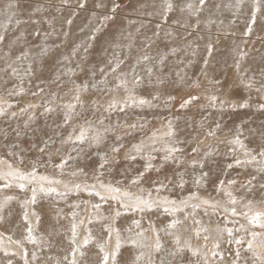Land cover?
Segmentation results:
<instances>
[{
    "label": "rangeland",
    "instance_id": "1",
    "mask_svg": "<svg viewBox=\"0 0 264 264\" xmlns=\"http://www.w3.org/2000/svg\"><path fill=\"white\" fill-rule=\"evenodd\" d=\"M7 2L8 0H0V9H3ZM13 2L16 5L13 9L16 12V16L13 17L11 23H8L7 14L0 11V32L5 35V40L0 42V100L5 102L3 104L5 115L0 116V155L5 153L8 157H15V161L18 163L22 159L23 162H20L22 168L14 161L13 164L23 171H30L35 165L38 174L56 177L65 181L75 180L78 183L93 184L97 183L93 179V173L100 171V153H108L109 163L102 170L105 174L101 177V180L106 183L111 182L113 186L122 189L127 188L133 193H136L138 188L142 187L145 190V195L151 191L153 198H156L155 189L161 183L165 187L161 189L160 195H167L170 199L186 197L190 192L197 191V186L194 184L195 178L202 172H207L206 180L199 186V195L202 198L214 199L213 203L216 200L219 201L220 205H222L220 207H233L229 203V198L225 192L223 190L217 191L219 182L223 180L225 181V187L237 198L235 208L240 215L232 216L230 213L218 211L213 213L211 210L209 213L217 216V218L207 220L214 227L212 228L213 231H211V226L204 224V222L200 224L194 223L190 217L191 215H188L191 212L189 208V210L186 209L184 212L176 214V218L184 222L171 231L175 235L180 236V243L182 241L184 243L185 238L190 240L191 230L194 229L192 238L195 237L193 241L196 244L193 248L200 247L201 251H205L202 248L205 243L203 239L205 235L210 237L207 243L210 244V249H212L214 241L219 238L218 226L220 228L232 227L234 235L237 236L246 235L245 233L235 232V229L240 224L247 225V221L242 215L243 213L264 211V188L260 187L261 184H264V173L256 172L252 165L242 164L237 166L235 164L236 156L228 153V149L232 146L227 141L233 137L239 127L242 133L241 139L244 140L249 149L258 152L261 147H264V110L256 107L259 103H264V100L261 99L260 93L255 90L249 92L240 84L232 65L236 59L234 49L236 45H241L243 51L247 53L241 62L242 69L247 68L249 76H255L257 81L261 80L260 73L264 71V11L258 14L257 22L253 25V32L247 38L248 42L243 44L242 33L245 31L246 23L250 18L252 0H243L239 10L235 7L236 0H208L207 6L200 13L201 25L198 32L199 35L203 36V39H200L196 32H193L188 37V40L194 41L193 48H196V55L192 56L191 49L186 48L187 42L183 39L185 30L179 25L173 24L175 20H179L181 23L186 20L190 24L195 23V18L190 17L187 10L184 12L180 11V8L185 7L190 0H172L174 8L168 13L166 22L162 19L165 8L164 0H126L116 10L115 19L105 22L103 26L100 25V18L103 15L110 14L113 0H13ZM81 2L85 5L83 8L79 6ZM191 2L198 3V0H191ZM97 3L102 4L103 7H96ZM217 4L220 5L218 9L216 8ZM228 5H232V7H228ZM37 8L40 11H35ZM16 19L29 22L16 25ZM208 19L215 20L217 23L205 27L204 22ZM32 20H37L39 23L34 24L31 22ZM68 20L72 21L71 24L67 23ZM221 20L223 25L219 24ZM232 21H235V23H231ZM157 24L160 25L159 29L156 28ZM98 26L101 27V30L96 33V39L89 41L88 38L92 34L93 28ZM37 29L41 32L40 36L33 35ZM157 30L160 33L159 37L153 35ZM218 30L222 34L219 36V42L217 43L216 34ZM166 32H172L173 35L166 36ZM65 33H67L66 36ZM129 33L132 34L131 37H128ZM209 33H211L214 51L211 57L208 58L209 64L205 70L207 72L205 76L201 70L203 68V60L207 56L205 45L208 41ZM223 33H235V36L224 35ZM85 42L91 43V47L88 49L86 58H83L84 60L82 57L85 54L81 48L70 64L63 62L62 58L71 56L72 50L76 45ZM129 43L132 45L130 49L124 47ZM115 44L121 45V48L116 49L120 52L121 58L127 56L125 65L122 66L124 70L134 62L136 57L142 55L145 51L153 57L166 55L167 58L163 69L164 83L157 85L154 76L153 84L150 85L145 76L143 84L136 89L135 93L137 97L149 100L152 99L154 94L159 93L160 99L153 101L155 106H129L123 112L117 109L110 114L103 113L102 110L94 112L89 103L91 100L96 99L106 104L112 96H115L118 101H123L127 94L123 89L107 95L90 89L88 93L82 96L85 101V108L83 110L77 109L78 112H81V115L74 117L71 123H83L84 120L91 119L97 128H101L102 126L97 124L96 121L103 115L105 125L111 124L115 131L108 133L106 139L99 147H93L85 143L77 145L76 150H73L71 144H61V140L68 135L71 129L70 126L58 127V125L63 123V112L59 108L50 114L44 115L41 114L43 112L42 107L36 108L34 110L35 119L29 122L28 127H25V121L28 120V116L32 114L33 110L21 113V108L26 107L28 104H43L45 100L50 99L51 92H58L61 96H64L65 101L71 99V94L64 95L71 87V81L68 76L61 77L63 86L60 88H57L56 84L51 83L55 79V74L58 70L71 66L76 69V74L71 77V80L82 83L87 79L91 83L90 69H93L96 70L95 79L99 80L100 73L98 69L101 65H107L108 59L112 57L113 45ZM146 44H150V47L146 48ZM44 47L47 48V53L43 56L38 55ZM172 47L179 49L175 55L170 53ZM25 50L33 54L30 53L29 56V60L31 59L32 61L33 75L31 77L24 75L27 68L24 63L28 64L27 60L13 65L19 69L21 76H23L22 86L24 92L20 93L21 80L11 75V69H8V71H4V69L8 64L13 63L20 52ZM188 60L192 61L190 66H186ZM180 61L185 63H180ZM77 63L81 65L82 70L76 68ZM181 69H183L181 75L186 74L183 82L176 76V72ZM141 74L144 75V73ZM197 79L200 86L189 87L192 81ZM214 80H221L222 84L217 86L209 83V81ZM109 82L110 84L115 83L112 77H109ZM217 87L221 90L216 91ZM39 88H44V93L33 96L32 93L38 92ZM10 92H12L11 95L9 94ZM212 94L217 95L226 102L235 101L237 104L251 96L250 107L236 110L225 108L223 111L220 110L218 105L216 108H212L209 106V101L205 99V96ZM169 95L174 96L176 99L166 106L164 101ZM190 95H198L200 99L193 101L186 108L180 109V103ZM59 103L58 99L56 104ZM8 104H11L12 107L9 108ZM202 105L203 107H201ZM12 112L17 113L16 117H12ZM169 120L172 121L176 132L175 139L183 141V143L178 145V147L183 149L182 153L177 154L183 158V162L179 166L176 163L162 159L165 155V148L164 144L159 142L155 145L159 150L150 153L155 157L151 161L153 167L150 170L145 171V165L149 163L146 159L137 158L134 161L125 159V154L129 151L132 144L139 143L142 138L145 140L146 145H151L149 137H151L152 132L161 128L166 131V125ZM117 123H119V127H116ZM216 123L221 125L220 129L217 130L216 136L205 138V131L209 128H215ZM131 124H137L138 126L145 124V127L143 129L125 127V125ZM194 134L197 139L192 141L191 138ZM117 135H121L123 139L117 141ZM161 135V133H157L158 138ZM49 138L54 140L55 143H50L45 152H40V148L44 147V141ZM163 139L167 140L168 138L164 137ZM201 140H203V143H200ZM114 143L124 144V148L116 154L115 159L112 158L110 152ZM196 144H199L200 152L192 154L191 148ZM209 149H211V154L204 157V152L209 151ZM146 151H148L147 148ZM49 153H51V159H49ZM66 154H70L72 159L68 160L63 175H61V170L54 167V165L59 164L61 158ZM237 156L243 159L242 153L237 152ZM3 158L6 159L5 156ZM202 158L204 162L203 169L199 168V166L193 169L188 163L192 159L200 160ZM229 163L233 164L231 169L227 168ZM77 169H82L84 174L75 178L71 177L70 173ZM140 172L145 173L140 184H132L133 178ZM252 176L256 177L252 184L242 187L241 185L246 184ZM181 178L185 182L183 189L178 187ZM232 179H235L237 183L229 187L227 181ZM13 185L18 187L15 183ZM0 186L2 185L0 184ZM29 186H27L26 190L13 191L6 187L4 189L0 187V201H3L7 195L14 196V199L8 201L3 212L0 213L3 216L0 224L2 223L1 226L5 231L11 233L13 232L12 230H15L14 227L17 228V224L24 222L22 218L23 210L19 205L24 199L31 196V191L28 189ZM169 189L171 191H168ZM10 192H13L14 195ZM95 197L94 194L89 195L88 192L83 190L79 193H69L66 199H60L55 195L38 197L37 204L30 206V208L34 207L39 213L40 222L47 221L49 224L43 229L40 228V222L38 225L36 223L33 225L34 235L37 237L43 236L47 241L46 245L41 247L27 241L24 243V247L29 253V259H31L32 251L37 252L38 260L33 261V264H56L57 260H62L70 248L68 237L70 235V214L73 210L79 211L81 217H86L85 223L87 224V216L89 217L92 213L91 206L93 204L100 203L99 211L103 215L114 214V210L119 207L116 201L108 200L105 202L100 200L99 197ZM85 201L89 203L85 204ZM248 201L253 202L251 209L246 207ZM76 204L80 205L79 209H74L73 206ZM13 206L14 210H18L19 214H17V217H13L14 214L9 213L12 211ZM45 210L49 211L44 215ZM196 214H199V212H195ZM120 219L127 220V222ZM120 219L118 218L116 226L122 230L125 236L127 233L124 230L130 226L133 227L134 231H137L131 221L133 219H141L142 228L148 229L144 233V237L141 238L146 245L144 251L151 252L152 260L156 261L153 264H160L161 260H163L164 264H196L198 257L193 256L188 250L177 251V246L174 243L175 235H168L166 231L162 230L167 228L173 217L164 213L161 209H155L144 214L128 212L122 215ZM149 220L154 222L158 230H161L159 235L162 248L159 252L154 251L155 241L152 243L146 242V235L153 232L149 227ZM233 221H236V223L234 224ZM26 227L27 225L21 226L20 231L25 232L23 236H17L13 232L11 237L14 240L23 239L26 235ZM88 227L92 228L93 236L95 235L97 238L106 236L101 223L94 221ZM249 227L248 225L246 226V228ZM205 228L208 229L207 232L203 231ZM196 229H201L199 240L196 238ZM255 230L260 231L258 228ZM78 232L79 238H82L85 235L84 226H81ZM99 232L100 234L97 236ZM153 234L155 233L153 232ZM224 238H227L226 233H224ZM250 238V236H246V239ZM114 242L113 237L112 244ZM183 243H181V246H183ZM8 245L9 247L12 246L11 243ZM235 247L234 244L228 245L224 243L223 239L221 240V251L224 252V255H230L231 251L234 253ZM14 249L10 248L9 251L0 250L2 251L0 252V264H23L21 249H16L15 247ZM84 250L86 256L81 261V264H94V261L99 258L95 244H90ZM139 251L141 250L126 244L121 249L118 257L120 264H132ZM173 253L176 254L173 255ZM242 254L248 256V253ZM141 264H143V261H141Z\"/></svg>",
    "mask_w": 264,
    "mask_h": 264
},
{
    "label": "snow or ice",
    "instance_id": "2",
    "mask_svg": "<svg viewBox=\"0 0 264 264\" xmlns=\"http://www.w3.org/2000/svg\"><path fill=\"white\" fill-rule=\"evenodd\" d=\"M165 8L162 19L167 21L168 13H170L174 5L172 0H164ZM243 0H236L235 7L237 10L241 8ZM208 0H198V3L188 2L185 7H181L180 11L184 12L187 10L190 17L195 18V23L190 24L187 20L181 23L179 20L173 21V24H177L185 30V36L183 39L187 42L186 48L191 49V55H196V48H193L194 41L188 40V37L196 32L200 39H203L202 35H199L198 29L201 25L200 20V13L204 10L207 6ZM13 0H8L5 4L3 9L0 11L7 14L8 23L12 22L13 17L16 16V12L13 11L14 7ZM83 8L85 5L83 2L79 5ZM96 7H103L102 4L97 3ZM120 7V4L113 0L112 8L110 9V14L103 15L100 18V25L103 26L105 22L115 19L116 10ZM220 7L219 4L216 5L218 9ZM228 7H232V5H228ZM35 11H40L37 8ZM264 11V0H252L251 2V11H250V18L246 23V29L242 33V43L246 44L247 38L251 36L253 32V25L257 22V17L259 13ZM95 15V14H94ZM29 21H21L20 19H16V25H20L21 23H28ZM34 24H38L39 21L32 20ZM47 22V21H46ZM71 20H68L67 23L71 24ZM217 23L215 20L208 19L204 22L205 27H209L212 24ZM231 23H235L232 21ZM220 25H223V21H219ZM6 27V25H4ZM156 28L159 29L160 25L157 24ZM101 27H95L92 30V34L89 36V41H94L96 39V33L100 32ZM139 31V29H137ZM222 33L218 30L217 32V43L219 42V36ZM224 35H232L235 36V33H223ZM33 35L40 36L41 32L37 29ZM47 35V33H45ZM67 33H65V36ZM131 33L128 34V37H131ZM154 36L159 37L160 33L157 30L153 33ZM166 36H172V32H166ZM5 40V35L0 32V42ZM91 47V43L85 42L79 45H76L73 48L71 56H64L62 58L63 62L70 64L71 60L75 58L78 54V51L82 48L85 54L83 58H86V54L88 49ZM124 47L131 48L132 45L129 43ZM145 47H150V44H146ZM207 56L203 60V68L202 74L207 75L205 71L209 64V57H211L212 52L214 51V45L211 39V33H209L208 41L205 45ZM121 48V45L115 44L113 45V54L112 57L108 59L107 65H101L98 69L100 73V79L96 80V70L90 69V76H91V83L89 80H84L82 83H78L75 80H71V77L76 74V69L72 68L71 66L65 67L62 70H58L55 74V79L51 81L57 85V88L63 86V82L61 80L62 76H68L71 81V87L68 89V92L64 93L65 96L71 94V99L65 101L64 96H61L58 92H51L50 99L44 101L43 104H28L26 107L20 109L21 113H27L29 110H33L32 114L28 116V120L25 121V127L29 126V122L35 119L34 110L36 108H43L42 115L50 114L59 108L63 112V123L58 125V127H68L70 126V131L68 135L61 140V144H71L73 146V150H76L77 145H83L88 143L90 146L99 147L101 143L106 139V136L110 132H114V127L109 124L105 125V118L103 115L96 121L97 124L101 125V128H97L91 119L84 120L83 123L72 124L74 117H79L81 112H78L77 109L83 110L85 108V101L82 99V96L89 92L91 89L92 91L102 92L103 94L107 95L110 93L118 92L120 89L127 94L123 101H118L115 96L106 103L103 104L100 101L93 99L89 103L92 106L94 112H100L102 110L103 113L110 114L114 110H119L123 112L129 106H145L153 107V101L159 100L160 95L156 93L152 96V99H146L143 97L136 96V89L141 86L145 80V76L147 77L148 83L151 85L153 84V77L155 76V83L157 85H162L164 83V65L166 61V55L153 57L150 56L147 51H145L142 55L135 58L134 62L128 66L126 70L122 68L125 65L127 56L121 58V54L116 49ZM198 48V46H197ZM179 51L178 48L172 47L170 49V53L175 55ZM236 53V59L234 60V64L232 65L237 73L239 78L240 84L244 86V88L251 92L255 90L256 92L261 94V99L264 100V71H261L260 76L261 80L257 81L255 76L248 75V69H242L241 62L244 60L247 53L243 51L241 45H236L234 49ZM47 53V48L44 47L41 49V52L38 55H45ZM30 52L28 50L20 52L13 61L12 64H8L4 71H8L11 69V75L17 77L21 80V86L19 89L20 93L24 92V88L22 86L23 83V76H21L20 71L17 67L13 65L17 62L28 61L27 68L24 72L25 76L31 77L33 75L32 71V61L29 60ZM180 63H185L184 61H180ZM192 64L191 60L186 62V66H190ZM77 69H81V65L77 63ZM183 69L176 72V76L179 78L181 82H183L186 78L185 75H181ZM141 73H144L142 75ZM109 77L115 81L114 84H110ZM190 79V78H188ZM214 85L219 86L222 84L221 80H214L209 81ZM199 80H193L189 87H199ZM221 89L217 87L216 91H220ZM45 91L44 88H39L38 92H33L32 95L36 96L38 94H43ZM10 95L12 92L9 93ZM59 99L60 103L56 104L57 100ZM174 96H167L166 100L164 101L165 105H169L171 101L175 100ZM200 96L198 95H190L187 99H184L180 105V109L186 108L189 104L193 101L199 100ZM205 99L209 101V106L212 108H216L217 105L219 106L220 110L223 111L225 108H231L236 110L238 108H248L250 107V100L251 96L248 99H245L241 103L237 104L235 101L233 102H226L224 99H221L215 94L210 96H205ZM5 102L0 100V116L5 115V108L3 104ZM55 105V106H54ZM8 107H12L11 104H8ZM203 107V105L201 106ZM256 107L260 110H264V103H259ZM12 117H16L17 113L12 112ZM119 123H117L116 127H119ZM127 128L136 129L139 127L143 129L145 124H131L125 125ZM203 127V125H201ZM221 125L216 123L215 128H209L205 131L204 135L205 138L214 137L217 134V130H219ZM167 130L164 131L163 128L156 129L152 132L151 137V145H146L145 140L142 138L139 143L132 144L129 151L125 154V159L127 160H136L137 158L146 159L149 161L145 165V171L150 170L153 166L151 161L155 159L150 153L158 151L155 145L159 142L164 144L165 148V155L163 156L164 161H171L176 163L178 166L180 163L183 162L182 156L177 155L178 153H182L183 149L178 147L180 143L183 141L176 140V132L173 127V123L171 120L168 121L166 125ZM161 133L162 135L158 138L157 133ZM241 131L239 127L237 131L233 135L231 139L227 141L230 147L228 149V153L236 156L235 164L239 165H252L254 170L259 173H264V147H261L259 151H255L253 149H249L245 144L244 140L241 139ZM167 137L168 139H163ZM123 137L121 135L116 136L117 141H121ZM197 136L194 134L191 138L192 141H195ZM50 143H55L54 140L49 138L48 140L44 141V147L40 148V152H45L46 148ZM203 143V140L200 141ZM124 148L123 143H114L111 146L110 152L113 159H115L116 154H118L121 149ZM146 148L148 151H146ZM218 150V149H217ZM59 151V149H57ZM192 154H196L200 152L199 144H196L194 147L191 148ZM237 152L242 153L243 159L240 156H237ZM211 154V149L209 151L204 152V157H207ZM11 155V153H10ZM49 159H51V153H49ZM72 159L70 154H66L64 157L61 158V162L54 167L59 168L61 170V175H63V171L65 165L68 163V160ZM100 160L101 163L99 164L100 171L93 173V179L97 183L88 184V183H78L75 180L72 181H65L63 179H58L56 177H51L48 175L38 174L36 166L34 165L30 171H23L18 167H14L13 162H10L3 157H0V181H4L3 187H11L13 183L17 184V186L21 190H26L27 186L30 185L31 196L29 198L24 199L21 202V208L23 210L22 218L27 225L26 227V235L23 239L13 240L11 236L8 237L10 241L17 245L21 249V258L23 260V264H33V261L38 260V255L36 251H32L31 259H29L28 250L24 247L25 241L31 243L36 246L43 247L47 244V241L43 236L37 237L34 235V228L32 225L31 220L29 219L30 215L35 217L36 224L38 225L40 222V215L35 210L34 207L30 209V206H34L37 204L38 197H49L55 195L60 199H66L69 193L77 192L79 193L81 190L88 192L89 195H95L99 197L102 201L107 202L108 200L116 201L119 205L118 208L114 210V214L110 215H102L99 211L100 204H93L92 205V213L87 218V224L85 223V218L80 216V212L77 210H73L70 214L71 221H70V235L68 237V242L70 248L63 256L62 260H57L56 264H81V261L86 256V249L90 244L94 243L95 247L98 249V260L94 261V264H120L118 257L121 253V249L126 245L130 244L133 248L140 249L139 254L135 256L132 264H153L152 254L150 251L146 252L144 249L146 245L142 242V237L144 233L148 229L142 228L141 219H133L131 224L135 226L137 231L133 230V227H128L124 230L127 233L125 236L122 233V230L116 226V221L122 215L127 214L128 212H138L144 214L146 212H151L155 209H161L164 213L173 217L171 222L167 225L166 229H162L166 231L168 235H175V233L171 230H174L178 227V225L182 224L183 221L176 218V214L180 212H184L186 209H191V212L188 215H195L197 209H199L202 205L210 206L212 208L213 213L217 211V208L220 206V202L216 201L215 203L212 202L210 199L201 198L199 196V186L206 180L208 176L207 172H202L199 176H197L194 180V184L197 186V191L190 192L186 197H182L180 199L169 198L167 195H160L161 189L165 187L163 183L160 184L159 187L155 189L156 191V198H153V194L151 191L145 195V190L142 187L138 188L136 193L129 191L127 188L121 189L120 187L113 186L111 182L104 183L101 180V177L104 176V171H102L105 166L109 163V154L108 153H100ZM23 162L22 159L20 161ZM189 165L195 169L197 166L203 169L204 162L203 158L200 160L192 159L189 162ZM233 167L232 163L227 164V168L231 169ZM159 170V169H157ZM82 169L73 170L70 175L71 177L75 178L79 175H83ZM144 172H140L137 174L136 177L133 178L132 184L139 185L141 179L144 176ZM256 177L252 176L246 184H242V187H247L252 184V181L255 180ZM170 182V181H169ZM184 180L181 178L179 181L178 187L183 189L184 187ZM237 181L235 179L228 180L227 185L230 187L235 185ZM260 187L264 188V184H261ZM62 189V190H61ZM223 190L225 194L229 198V203L233 205V207L228 208L224 207L223 210L225 213H230L232 216L240 215L237 213L235 205L237 203V198L233 196L232 192L225 187V181L221 180L219 182V186L217 191ZM168 191H171L170 189ZM209 195H211L209 193ZM14 197L7 196L4 198L3 201H0V213L3 212L5 204L8 201L13 200ZM193 200H199V203H191ZM85 204L89 203L88 201L84 202ZM74 209H79L80 205L76 204L73 206ZM246 207L251 209L253 207V202L248 201ZM204 212L207 215L208 208H204ZM246 221L247 225L250 226L246 228L245 224H240L238 228L235 229V232L245 233L246 235H234V229L232 227H225L220 228L217 227V232L219 234V238H217L213 245L212 249L208 251H201L200 247L193 248L189 241H185L183 246L180 243V236L175 235L174 243L177 246V251L183 252L184 250H188L191 254L195 257H198L196 264H225V256L224 252L221 251V240H224V243L228 245H235L234 256L229 255V264H264V211H256L254 213L245 212L242 214ZM3 219V216L0 215V220ZM101 223L103 232L106 233V236H101L97 238L93 236V230L88 225H91L93 222ZM196 224H200V220L194 221ZM235 224L236 221H233ZM149 227L155 233V245L154 251L159 252L162 248L161 240L159 231L154 222L149 220L148 221ZM84 226L85 235H83L82 239L79 238L78 229ZM260 229V231H256L255 229ZM204 232H207L208 229H203ZM224 233L227 234V238H224ZM196 238L197 240L200 239L201 229H196ZM3 234L0 233V236ZM246 236H250V239H246ZM114 237V244H112V240ZM205 243L202 245L203 249H208L207 241L210 239L208 235L203 237ZM209 251L211 255H209ZM242 253H248V256H244ZM15 254V253H14ZM176 253H173L175 255ZM160 264H164L163 260L160 261Z\"/></svg>",
    "mask_w": 264,
    "mask_h": 264
},
{
    "label": "bare ground",
    "instance_id": "3",
    "mask_svg": "<svg viewBox=\"0 0 264 264\" xmlns=\"http://www.w3.org/2000/svg\"><path fill=\"white\" fill-rule=\"evenodd\" d=\"M36 1V0H35ZM40 1V0H39ZM47 2V1H46ZM116 2H118L120 5L121 4H124L125 2H126V0H116ZM39 4V3H38ZM46 4V3H45ZM134 15V14H133ZM135 16V15H134ZM31 53V52H30ZM32 54V53H31ZM33 55V54H32ZM31 60V59H30ZM84 60V59H83ZM82 60V61H83ZM25 65H27L26 63H24ZM149 132H151V131H149ZM151 141V140H150ZM150 143V142H149ZM148 143V144H149ZM3 156H5V158L6 157H8V156H6V154L5 153H3V154H1L0 155V157H3ZM8 161H10V162H16V163H18L17 161H15V157H8V158H6ZM17 165H19L20 166V168H22L21 167V164H20V162L17 164ZM14 167H15V165H14ZM103 182H104V180H103ZM104 183H106V182H104ZM0 184L3 186V184H4V181L2 182V181H0ZM2 186H0L1 188H5V187H2ZM30 187L31 186H29L28 187V189H30ZM0 188V189H1ZM6 188H8V189H10V190H19L20 188L19 187H16V186H14V185H12L11 187H6ZM122 189V188H121ZM10 193H13V192H10ZM13 195H14V193H13ZM6 196V195H5ZM8 196V195H7ZM200 197H201V195H199ZM2 197H3V194H2ZM14 197V196H13ZM97 197V196H96ZM95 197V198H96ZM216 197V196H215ZM82 198V197H81ZM170 198V197H169ZM202 198V197H201ZM2 199V198H1ZM19 199V198H18ZM75 199V198H74ZM83 199V198H82ZM90 199V198H89ZM99 199V198H98ZM85 200V199H84ZM101 200V199H100ZM214 201V199L212 200V202ZM217 201V200H216ZM16 202V201H15ZM10 203V202H9ZM191 203H199V200H193V201H191ZM84 204V203H83ZM92 204V203H91ZM100 204V203H99ZM39 205V204H38ZM70 205V204H69ZM16 206V205H15ZM19 206H21V205H19ZM220 206H222V205H220ZM218 207L217 208V211L218 212H223V213H225L224 212V210H223V208L224 207ZM92 207V206H91ZM205 207H207L208 208V213H207V215L205 214V212H204V208ZM45 208V207H44ZM31 209V208H30ZM10 210H11V207H10ZM100 210V209H99ZM189 210V209H188ZM191 210V209H190ZM212 210V208L211 207H208V206H205V205H202L199 209H197L196 210V212L198 211L199 212V214H196V215H191L190 217L193 219V221H195V220H200L201 222H204V224H207V225H209V226H211V228H210V230L211 231H213L212 230V228H214L213 227V225H212V223L211 222H208L207 220H210V219H214V218H217V216H216V214H210L209 212ZM49 210H45L44 211V215L45 214H47V212H48ZM154 211V210H153ZM113 212V211H112ZM9 213H13L14 214V216L13 217H17L18 215L17 214H19L18 213V210H14V206H13V209H12V211L11 212H9ZM102 213V212H101ZM104 213V212H103ZM113 214V213H112ZM103 215V214H102ZM105 215V214H104ZM108 215V214H107ZM131 216V215H130ZM129 216V217H130ZM182 217V216H181ZM189 217V218H190ZM11 218V217H10ZM9 218V219H10ZM19 218V217H18ZM87 218H88V216H87ZM128 218V217H127ZM187 218V217H186ZM185 218V219H186ZM29 219L31 220V222H32V225H34L35 223H36V221H35V217H33V216H31L30 215V217H29ZM85 219H86V217H85ZM120 219V218H119ZM222 219V218H221ZM20 220V219H19ZM121 220V219H120ZM122 220H124V219H122ZM121 220V221H122ZM188 220V219H187ZM11 221H13L12 219H11ZM189 221V220H188ZM118 221H116V223H117ZM124 222H127V220L125 221L124 220ZM184 222V221H183ZM13 223V222H12ZM17 223V222H16ZM157 223V222H156ZM195 223V222H194ZM2 224V223H1ZM1 224H0V233H2L3 235L2 236H0V250L1 249H4V250H6V251H9L10 250V248H13V250H15L14 249V247L16 248V249H19V247H17V245L16 244H14L12 241H10L9 239H8V237L9 236H13V232H14V234L15 235H21V236H23L24 234H25V232H23V231H20L21 230V226L22 225H24V226H26V224L24 223V222H21V223H19V224H17V228L16 227H14L15 228V230H12L13 232H8V231H5L4 230V228L1 226ZM13 224H15V223H13ZM47 224H49V223H47V221H42V222H40V228L41 229H43ZM100 224V223H99ZM196 224V223H195ZM217 224V223H216ZM98 225V224H97ZM124 225V224H123ZM158 225V224H157ZM193 225V224H192ZM121 226V225H120ZM143 226V225H142ZM247 226V225H246ZM55 227V226H54ZM196 227V226H195ZM45 230V229H44ZM194 230V229H193ZM193 230H191V234L193 235ZM83 231V230H82ZM46 232V231H45ZM50 232V231H49ZM188 232V231H187ZM47 233V232H46ZM184 233V232H183ZM99 234H100V232L97 234V236H99ZM192 235L190 236V240H187V238H185V241H189L190 243H191V245H192V247H194V245L196 244H194V241H193V238H195V237H193L192 238ZM212 235H214V234H212ZM95 236V235H94ZM147 241L146 242H150V243H152V242H154L155 241V234H153V232H150V233H148L147 235ZM184 236V235H183ZM96 237V236H95ZM144 237V236H143ZM13 239V238H12ZM80 239H82V238H80ZM14 240V239H13ZM185 241H184V243H185ZM9 243H11V247H9ZM181 243H183V241L181 242ZM183 243V244H184ZM208 244V249H204L205 251H208V250H210V244L209 243H207ZM61 245V244H60ZM67 245V244H66ZM93 247V246H92ZM234 248V247H233ZM0 252H2V251H0ZM202 252H203V250H202ZM20 253V252H19ZM230 254L231 255H233L234 256V253L231 251L230 252ZM209 255H211V253H210V251H209ZM247 255H249V254H247ZM225 256V264H229V255H224ZM154 259H156V258H154ZM154 262V261H153ZM156 262V261H155ZM154 262V263H155ZM165 263H166V261H165Z\"/></svg>",
    "mask_w": 264,
    "mask_h": 264
}]
</instances>
